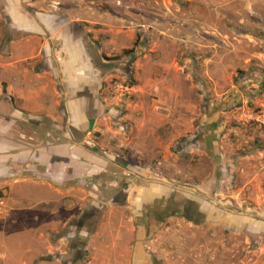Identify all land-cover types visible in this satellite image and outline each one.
Returning <instances> with one entry per match:
<instances>
[{
	"label": "rangeland",
	"instance_id": "rangeland-1",
	"mask_svg": "<svg viewBox=\"0 0 264 264\" xmlns=\"http://www.w3.org/2000/svg\"><path fill=\"white\" fill-rule=\"evenodd\" d=\"M82 1L112 19L80 23L108 55L100 116L87 146L46 138L45 148L64 145L63 170L40 175L49 183L62 172L56 184L82 197L65 198L68 211L59 203L58 218L39 216L36 201L56 196L39 181L11 184L4 203L17 207L0 228V253L48 264H264V228L231 224L264 223V132L247 122L264 102V0ZM202 136L213 141L209 155L192 145ZM169 189L204 196L217 206L212 221L143 225L149 193Z\"/></svg>",
	"mask_w": 264,
	"mask_h": 264
},
{
	"label": "crops",
	"instance_id": "crops-1",
	"mask_svg": "<svg viewBox=\"0 0 264 264\" xmlns=\"http://www.w3.org/2000/svg\"><path fill=\"white\" fill-rule=\"evenodd\" d=\"M97 10L93 3L82 0H0V197L5 201L11 184L39 181V187L45 186L56 196L52 203L36 201L41 207L39 216L46 212L58 218L61 212L64 213L63 208L61 211L57 208L58 204L62 202V207L68 211L72 205L66 203L65 206V198L82 197L79 195L81 191H64L63 186L56 184L63 182L62 172L59 177L54 175L57 177L54 182H50L52 177H49V183L40 176L43 175L42 170L48 171L52 167L63 170L58 155L63 156L64 145H54L49 149L21 145L13 139L16 131L12 125L26 130L34 128L41 139L43 131L48 137L59 134L60 139L71 141L73 149L87 144L86 136L93 131L100 116L97 95L108 72H105L106 62L103 60L108 55L103 53L106 47L91 43L97 39L89 40L80 23L98 22L106 27L112 21L110 15ZM107 34H111L110 30ZM99 38L102 39L101 36ZM85 162L90 163L86 159ZM72 163L76 165L74 161ZM92 174H76L74 177ZM150 197L152 195L148 199ZM16 204L15 201H10V205L4 203L0 213L3 232L9 228L4 218L15 211ZM207 218H212L208 211ZM37 221L35 216L34 224ZM237 221L230 223L238 226L236 228L240 231L242 227L250 228L254 234L264 228V223H247L245 219ZM60 222L56 220L55 226L62 228L64 224ZM224 223L229 225V221ZM224 223H221L223 229ZM214 227L212 225L208 229ZM41 236L37 234L35 241H40ZM121 237L118 232L114 235L112 248L117 246ZM0 248L3 249L2 244ZM37 258L34 254L18 259L11 254L0 253V264H48L46 259Z\"/></svg>",
	"mask_w": 264,
	"mask_h": 264
},
{
	"label": "flooded vegetation",
	"instance_id": "flooded-vegetation-1",
	"mask_svg": "<svg viewBox=\"0 0 264 264\" xmlns=\"http://www.w3.org/2000/svg\"><path fill=\"white\" fill-rule=\"evenodd\" d=\"M4 122V121H3ZM15 127V137L13 139L19 141V143L28 147H31L32 149H36V147H45L47 145L46 138L48 136H45V133L43 131V138H39L40 136H37V133L34 132V128H29V130L24 129L23 127L19 125H12ZM211 141L208 136H202L199 141H193L192 145L193 147H196L201 153H206L209 155V151L211 149L214 150V147H211ZM159 192L161 194H159ZM157 193L150 192L149 195H152L148 199L147 204L149 205L147 207L144 206V209H142V215L145 218V221H143V225H157L165 221H172L176 220L177 217L182 216L184 221H186L187 224L196 223L198 217H204L206 215V211L208 208V215L213 216V209L214 207H217L216 205L207 206L205 197L194 192V193H188L187 196L182 195V193H176L175 190L167 191L165 194L163 191H159ZM163 194V195H162ZM196 201H199L200 205H197L195 203ZM206 208V209H205Z\"/></svg>",
	"mask_w": 264,
	"mask_h": 264
},
{
	"label": "built area",
	"instance_id": "built-area-1",
	"mask_svg": "<svg viewBox=\"0 0 264 264\" xmlns=\"http://www.w3.org/2000/svg\"><path fill=\"white\" fill-rule=\"evenodd\" d=\"M247 120V122L252 123L255 127L264 132V102H261L260 104L252 108ZM3 209L4 201L3 198L0 197V213Z\"/></svg>",
	"mask_w": 264,
	"mask_h": 264
},
{
	"label": "trees",
	"instance_id": "trees-1",
	"mask_svg": "<svg viewBox=\"0 0 264 264\" xmlns=\"http://www.w3.org/2000/svg\"><path fill=\"white\" fill-rule=\"evenodd\" d=\"M124 54H126V53H124ZM129 82H130L129 86L131 87L133 85V82H132V80H130Z\"/></svg>",
	"mask_w": 264,
	"mask_h": 264
}]
</instances>
